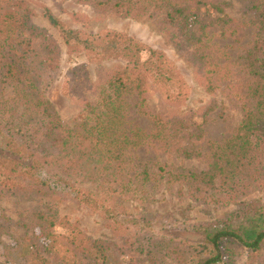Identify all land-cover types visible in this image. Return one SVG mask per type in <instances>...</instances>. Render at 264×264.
Returning <instances> with one entry per match:
<instances>
[{"label":"trees","instance_id":"trees-1","mask_svg":"<svg viewBox=\"0 0 264 264\" xmlns=\"http://www.w3.org/2000/svg\"><path fill=\"white\" fill-rule=\"evenodd\" d=\"M23 1L0 0L1 195L67 196L117 224L122 214L118 208L123 205L115 201L116 196L152 201L153 193L164 186L202 203L222 204L235 201L252 181L261 178L264 0H245L246 10L251 12L248 21L230 28L231 20L223 14L206 21L203 16L210 7L223 11L209 0H80L97 9L118 11L126 7L130 12L139 8L160 17L188 43L190 58L207 91L214 92L221 82L235 78L225 88L232 89L244 115L234 132L222 141L206 138V125L212 120L209 114L215 110L216 101L206 107L201 121L181 110L190 98L191 87L164 51L118 31L90 33L68 28L46 9L44 15L61 30L70 51L85 52L92 62L125 61L123 69L97 85L94 100L86 94L74 123L65 122L46 94L60 65V47L45 28L32 21L33 12ZM213 25L218 28L213 29ZM245 27L252 28V39L238 44ZM228 35L235 37L233 42L222 44L218 40ZM234 46L240 48L237 57L228 51ZM234 66L241 69L234 72ZM76 81L81 82V76H76ZM149 87L158 91L164 113L150 110ZM76 91H82V86ZM143 149L149 157H143ZM173 155L181 161L208 159V167L197 170L176 164ZM79 181L96 184L110 199L81 187ZM263 207L252 200L214 229L203 226L207 243L202 248L215 255L197 264L220 262L221 241L227 238L248 248L252 261L264 257V226L260 222ZM141 214L142 224H148L149 218ZM35 220L34 237L48 255L63 264H135L123 246L112 239L89 236L77 223L60 218L53 206L36 211ZM133 221L138 224L137 218ZM58 226L65 231L58 232ZM138 235L141 250L147 248L153 264H163L166 259V264H190L186 254H198L201 247L182 246L174 238L150 230L139 229Z\"/></svg>","mask_w":264,"mask_h":264},{"label":"rangeland","instance_id":"rangeland-1","mask_svg":"<svg viewBox=\"0 0 264 264\" xmlns=\"http://www.w3.org/2000/svg\"><path fill=\"white\" fill-rule=\"evenodd\" d=\"M209 1L215 5L219 4L223 11L220 12L217 8L210 7L203 16L206 21H211L212 15L223 14L231 20L228 25L230 28L237 26L240 21H248L250 17L251 12L246 10L245 0ZM23 2L33 12L32 21L45 28L60 47V65L54 73L52 82L46 88V94L65 122L74 123L75 118L83 109L86 94L89 95V99L94 100L93 93L97 85L103 83L115 71L123 69L125 61L110 59L92 62L88 60L85 52L70 51L61 30L44 15L46 9H50L68 28L90 33L105 30L118 31L143 42L148 47L164 51L182 71L191 87L190 98L181 110L191 112L196 120L201 121V115L206 111V107L216 101L215 110L209 114L212 120L206 125V138L222 141L234 132L241 121L244 115L243 110L234 101L235 96L232 95V89L229 86L225 88L228 83L236 79L232 77L230 80L221 82L214 92L207 91L205 81L190 58L188 43L183 36L176 33L175 28L166 27L160 17L149 15V12L144 13L139 8L132 9L130 12L126 7L118 11L97 9L90 3L80 0H24ZM212 28L217 29L218 26L213 25ZM241 30L242 38L238 44L247 43L252 39L251 27ZM234 38L228 35L218 40L224 44L233 42ZM228 51L230 56L237 57L240 48L234 46ZM219 58L220 61L224 60V57ZM233 69L236 72L241 68L234 66ZM76 76H81V82L76 81ZM80 86H82V91H76V87ZM148 102L153 112L164 113L166 111L158 91L152 87H149ZM140 120L143 124H147V120L143 118ZM142 155L143 157L150 156L145 153L144 149ZM172 158L175 159L176 164L189 168L202 170L208 167V159L205 160L202 157L184 161L176 158L175 155ZM262 168L261 178L255 182L252 181L244 195L241 194L235 201L229 203H202L190 196L179 194L176 188L165 190L164 186L153 193L151 198L154 200L152 201H148L149 199L142 201L135 196H116L115 201L120 200L123 205L118 208L122 214L118 217L117 224L101 213L79 205L67 196L62 198V196L21 195L19 193L7 195L8 192H3L6 195L0 194V264H63L53 255H48L41 246L40 240L33 234L36 223L35 212L44 210L47 206H53L60 218L66 217L70 222L77 223L89 236L114 240L115 243L123 246L127 256L132 259L134 257L135 264H153L148 259L147 248L145 251L140 248L139 229L150 230L158 236L174 238L182 246L185 244L200 245V254H197L198 251L194 254L192 252L186 254L190 264H197L198 260L215 255L209 249L202 248L203 244L207 243L203 226L214 229V226L221 220L237 213L244 203L252 200H258L260 204H264V166ZM41 176L47 177L44 172H41ZM78 183L83 188H92L94 193L101 195L102 199L109 198L102 194L100 188L95 187L94 183L80 181ZM124 210L126 211L123 212ZM262 212L260 222L264 226V207ZM140 214L149 218L148 224H142L143 221L139 219ZM136 218L138 224L133 221ZM57 231L65 230L62 226H58ZM221 252L222 259L217 264H264V257L252 261L249 249L234 238L221 241ZM160 255L161 252L158 251V257ZM166 263H168L167 259L163 264Z\"/></svg>","mask_w":264,"mask_h":264}]
</instances>
